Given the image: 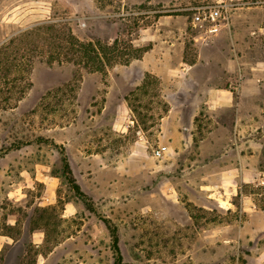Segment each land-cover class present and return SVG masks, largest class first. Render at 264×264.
Returning a JSON list of instances; mask_svg holds the SVG:
<instances>
[{
  "label": "rangeland",
  "instance_id": "1",
  "mask_svg": "<svg viewBox=\"0 0 264 264\" xmlns=\"http://www.w3.org/2000/svg\"><path fill=\"white\" fill-rule=\"evenodd\" d=\"M38 26L46 32L26 34ZM58 30L108 45L103 70L48 62ZM6 46L0 233L20 239L28 262L32 227L44 226L43 251L72 243L57 250L69 255L63 264H264V230L253 232L241 203L252 195L264 207V183L240 186L229 210L192 183L216 175L192 166L202 127L218 125L204 102L210 89L237 97L251 74L264 95V0H0ZM217 134L220 152L233 145ZM164 144L168 154L155 157ZM66 159L88 198L63 176ZM72 199L78 208L64 216Z\"/></svg>",
  "mask_w": 264,
  "mask_h": 264
},
{
  "label": "crops",
  "instance_id": "2",
  "mask_svg": "<svg viewBox=\"0 0 264 264\" xmlns=\"http://www.w3.org/2000/svg\"><path fill=\"white\" fill-rule=\"evenodd\" d=\"M258 80L248 74L235 87L237 97L228 88L212 87L209 99L204 101L214 113H211L210 116L216 118L218 125L202 127L203 133L192 166L196 169L215 170L216 175L214 178H210L209 183L197 180L192 183L200 187L198 191L202 196L215 198L219 204L221 201L228 203V206L225 207L228 210L231 209V206H235L231 203V198L234 194H238L240 186L249 183H264V134L261 137L256 134V129L264 122V95L263 88L257 84ZM227 123H230L229 126ZM169 130H172V133L175 130L180 131L174 122L169 126ZM217 132L228 133L233 142V145L224 152H220L217 148L225 144V142L219 141L222 136L220 137ZM241 199L243 209L247 212L250 211V217L257 221L253 232L258 234L264 230V207L259 208L252 195H243ZM46 204L41 206L44 207ZM77 206L78 203L74 199L66 202L63 215L74 214ZM220 206L224 208V206ZM16 223L17 220L10 225L14 226ZM32 228L31 243L36 251L33 259L35 264H63L65 257L69 255L65 253L60 255L57 250L72 243L59 242L49 250L43 251L41 248L46 240L47 230L44 226ZM19 245L22 246L21 253L17 256L15 264H29L27 258L29 249L20 243V239L8 233H0V264H9L8 255H11L9 253ZM92 260V257L77 258L73 264H93Z\"/></svg>",
  "mask_w": 264,
  "mask_h": 264
},
{
  "label": "trees",
  "instance_id": "3",
  "mask_svg": "<svg viewBox=\"0 0 264 264\" xmlns=\"http://www.w3.org/2000/svg\"><path fill=\"white\" fill-rule=\"evenodd\" d=\"M46 29L44 27L38 26L35 29L27 30L26 34L28 36L33 37L35 35H39L38 33L43 32L45 33ZM58 34H50L49 38H53L56 40V54L51 55V59L48 62L53 61L54 59L61 61V62H72L77 65H82L86 68H90L92 70H103V65H105L104 59L106 58L107 51L110 49L108 45H104L101 42H93V41H83L80 40L78 37L73 35L69 32H59ZM13 42V40H11ZM9 46L4 47V49L0 48V54H2V58H6L8 56ZM3 59H0V62ZM63 176L66 177L68 182L72 185L73 189L79 192L80 195L87 197L86 193L81 191L80 185L78 184L75 176L73 175V170L69 161L66 159L64 160L63 166ZM88 198V197H87ZM68 200L67 202H70ZM66 204V203H65ZM44 208V207H43ZM29 264H35V261H29Z\"/></svg>",
  "mask_w": 264,
  "mask_h": 264
},
{
  "label": "built area",
  "instance_id": "4",
  "mask_svg": "<svg viewBox=\"0 0 264 264\" xmlns=\"http://www.w3.org/2000/svg\"><path fill=\"white\" fill-rule=\"evenodd\" d=\"M220 10L218 8L214 9L211 13V16L215 18L216 16L220 15ZM169 148L167 145H160L158 148L154 149V156L157 158L164 157L168 154Z\"/></svg>",
  "mask_w": 264,
  "mask_h": 264
}]
</instances>
